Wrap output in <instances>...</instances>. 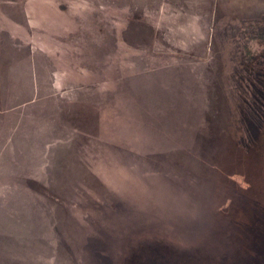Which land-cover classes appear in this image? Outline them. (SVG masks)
Instances as JSON below:
<instances>
[{"label": "rangeland", "instance_id": "rangeland-1", "mask_svg": "<svg viewBox=\"0 0 264 264\" xmlns=\"http://www.w3.org/2000/svg\"><path fill=\"white\" fill-rule=\"evenodd\" d=\"M263 122L264 0H0V264H264Z\"/></svg>", "mask_w": 264, "mask_h": 264}, {"label": "crops", "instance_id": "crops-1", "mask_svg": "<svg viewBox=\"0 0 264 264\" xmlns=\"http://www.w3.org/2000/svg\"><path fill=\"white\" fill-rule=\"evenodd\" d=\"M94 256H95V257H93L92 259H95V260H97V259H101L102 262H99V263L95 262V263H93V264H111V263H106V262H108V261L112 262V258H110V259H105V258H102V257H96V254H94ZM97 256H98V255H97Z\"/></svg>", "mask_w": 264, "mask_h": 264}, {"label": "trees", "instance_id": "trees-1", "mask_svg": "<svg viewBox=\"0 0 264 264\" xmlns=\"http://www.w3.org/2000/svg\"><path fill=\"white\" fill-rule=\"evenodd\" d=\"M264 123V122H263ZM263 129H264V124H263ZM145 254H147V256L149 255L150 257H151V259H153V260H155L156 258H158V254H156V253H153V252H151V251H148V250H146V251H143Z\"/></svg>", "mask_w": 264, "mask_h": 264}]
</instances>
